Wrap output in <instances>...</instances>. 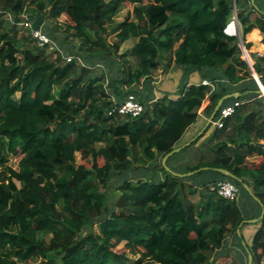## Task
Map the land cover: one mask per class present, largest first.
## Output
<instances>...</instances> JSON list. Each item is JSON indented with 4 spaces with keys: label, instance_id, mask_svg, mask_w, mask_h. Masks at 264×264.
Listing matches in <instances>:
<instances>
[{
    "label": "trees",
    "instance_id": "1",
    "mask_svg": "<svg viewBox=\"0 0 264 264\" xmlns=\"http://www.w3.org/2000/svg\"><path fill=\"white\" fill-rule=\"evenodd\" d=\"M123 6L130 11L114 23ZM234 13L248 51L246 34L258 29L264 35V14L250 0H235V8L233 0H0V264H215L213 254L228 235L241 244L236 229L244 220L236 201L213 190L218 181L235 184L246 196L242 185L252 186L263 215L248 250L251 264H263L264 97L237 37L225 33ZM63 16L62 39H54L59 50L67 38L78 42L68 53L38 48L28 31L19 35L22 18L40 28ZM43 32L51 38L52 32ZM131 39L133 67L119 53ZM66 54L73 57L69 63ZM249 57L264 86V57ZM108 64V76L97 72ZM161 68L183 70L175 98H153L150 81ZM192 72L209 85H187ZM231 93L240 96L222 106L241 105L214 128L212 157L177 170L196 171L184 178L166 172L161 159L179 147L198 110L203 106L209 117ZM128 94L143 113L108 116ZM211 126L170 156L167 167ZM77 155L89 167L78 164ZM135 171V179L118 183L110 205L109 185ZM122 243L137 258L116 253Z\"/></svg>",
    "mask_w": 264,
    "mask_h": 264
},
{
    "label": "crops",
    "instance_id": "2",
    "mask_svg": "<svg viewBox=\"0 0 264 264\" xmlns=\"http://www.w3.org/2000/svg\"><path fill=\"white\" fill-rule=\"evenodd\" d=\"M254 5L257 8L259 13L264 14V0H253ZM251 6V3H250ZM252 7V6H251ZM39 26H43L41 23ZM231 29V27H230ZM237 31L241 37V27L239 23H237ZM264 35L258 29H252L248 34L245 36V41L250 45L248 51H246L248 59L252 65V61L249 57V54H254L259 58L264 57V42H263ZM158 74H156L152 81H150V87L152 88L153 98L154 100L162 97L163 95H168L170 98H175L176 91L180 87L182 80H183V70L182 68H175L172 71H164L163 69H158ZM258 77V76H257ZM259 78V77H258ZM202 80L200 74L198 72L190 73L186 78L187 85H197L201 84ZM264 87V86H263ZM203 106L198 111V119L196 122L191 125L184 133L182 138L179 141L178 146H181L187 143L189 140L194 139L199 132L204 129L208 117L203 114ZM214 127L210 128L206 131L204 136L200 138L201 140L192 147L185 151L176 162H173L169 165V169L172 172L179 173L177 170L184 168L185 166H193L196 163H193V160H209L212 155L209 152L208 139H211ZM206 130V129H205ZM204 130V131H205ZM203 131V133H204ZM202 133V134H203ZM201 134V135H202ZM198 139V138H196ZM255 158H253L254 160ZM251 160V159H250ZM251 160V161H253ZM259 161V160H257ZM160 178L162 177L161 174L158 175ZM213 178L212 175L210 176H201L198 178V182H206ZM215 180H218L216 178ZM192 182L185 183L186 186L191 184ZM194 182L193 184H196ZM246 187L248 188L249 192L254 195V191L252 186L247 181ZM198 190H202L198 188ZM240 194L242 197H240ZM238 200L243 201L242 203L245 204V213H243L244 220H256L255 223H243L240 227V235L239 238H242L241 247L238 243L237 238L231 234L228 235L224 242L223 246L220 250L214 252L213 257L215 260V264H247L249 250L248 247L251 245L252 238L254 233L259 227V221L261 216L262 208L260 205L248 194L247 196L244 193H240ZM255 196V195H254ZM190 200L193 203H196L199 199L198 196L195 195L190 197ZM237 200V201H238ZM238 237V235H237Z\"/></svg>",
    "mask_w": 264,
    "mask_h": 264
},
{
    "label": "built area",
    "instance_id": "3",
    "mask_svg": "<svg viewBox=\"0 0 264 264\" xmlns=\"http://www.w3.org/2000/svg\"><path fill=\"white\" fill-rule=\"evenodd\" d=\"M4 18H6L10 23H13V18L9 13H4ZM237 19L236 14L230 23L225 28V33L228 36H237ZM17 26L22 31H28V35L35 43V45L40 49H46L49 52H57L62 53L61 50L54 44L52 39L48 37L41 28H33L32 24L27 21V19L22 18V20L17 24ZM231 27V30H230ZM62 55V54H61ZM63 59L66 63L72 61V56H63ZM202 85H209L207 81H202ZM240 102H234L225 106H221L217 112V117H214L211 125L214 128L221 129L224 125V121L230 117H232L237 109L240 107ZM200 110V109H199ZM198 110V111H199ZM144 111V106L136 99L133 94H128L124 97L123 101L120 104H114V106L108 111V116L113 114H117L121 117H131L137 118ZM213 190L217 193V196L227 200V201H236L238 198L239 190L238 187L229 182V181H218L216 182ZM264 264V262H263Z\"/></svg>",
    "mask_w": 264,
    "mask_h": 264
},
{
    "label": "rangeland",
    "instance_id": "4",
    "mask_svg": "<svg viewBox=\"0 0 264 264\" xmlns=\"http://www.w3.org/2000/svg\"><path fill=\"white\" fill-rule=\"evenodd\" d=\"M128 11H130V7L129 6H123L119 10V12L117 13V15H116V17L114 19V23L121 22L125 18V16H126V14H127ZM66 22H67V18L65 16H63V17H61L58 20V22L55 23V22H50L49 21L45 25L40 26V28L42 29V31L52 32L51 39H52V41L54 42V44L56 46H59L58 43H57V41L54 39V37H58V38L60 37L62 39V36L60 34H62V31L65 29ZM19 35L20 36H23V37H26L25 36L26 35L25 31H22V30L20 31V34ZM107 41H110L111 42V41H113V38L110 36L109 38H107ZM135 43H136V40L135 39H131V40L127 41L126 43H124L121 46L120 51H119V53H126V58L125 59L128 60L129 65H131L132 67L136 65V60H135V58L133 57V55L131 53V49H132V47L134 46ZM77 46H78V42L73 41L70 38H67L66 41L64 42L63 47L60 48V49H61L62 52L68 53L69 52V49L71 47L76 48ZM66 55H68V54H66ZM110 65L111 64H108L107 65V68L106 67H102L101 69L100 68H96V70H97V72H101L102 71L103 73L106 74V76H108V73H110V71H111V70H109V66ZM156 74H158V71L157 70L153 72V77ZM15 97L17 98V95ZM210 128H212V126L209 127V129ZM76 157H77V163L78 164H84L86 167H89V164H87L86 162H84L83 160L80 159V155H77ZM197 162H198V160H196V159L193 160V163H196L197 164ZM10 165L12 167H15L16 166L15 159L14 160L11 159ZM135 173H137V171L132 172V173L130 172L127 175L124 174V175H122V177H121L120 180L114 179L112 181V183L109 185V188L107 190V196L109 197L108 203L110 205H113L115 203V200H116V198L118 196L117 192H115V188L118 185V183L120 181H122V179H125V178L135 179L136 178ZM99 190L103 192L105 189L102 188V187H99ZM240 193L241 192H239V194ZM239 194H238V198H239ZM240 197H242L241 194H240ZM238 198H237V200H238ZM237 200H236V203H237L239 209L241 210L242 214L245 213L246 212L245 211L246 210L245 209L246 208L245 207V204L242 203L243 201H241V200L240 201L239 200L237 201ZM114 251L116 253H119V254H124L126 257H128L130 259V261H132L133 259L137 258L136 255H134V256L133 255H130L129 251L124 247V243H122L118 247H116ZM36 263H38V262H36Z\"/></svg>",
    "mask_w": 264,
    "mask_h": 264
},
{
    "label": "water",
    "instance_id": "5",
    "mask_svg": "<svg viewBox=\"0 0 264 264\" xmlns=\"http://www.w3.org/2000/svg\"><path fill=\"white\" fill-rule=\"evenodd\" d=\"M250 3H251V6L253 7V9L257 11V8H256V6L254 5L253 0H250ZM233 7L235 8V0H233ZM236 37H237V39H238L239 47H240L241 52H242V59H243L244 61H246L247 65H248V68H249V71L251 72V75H252L253 79L255 80V82H256V84H257V86H258V91H257V93H258L259 95H261V96L264 97V87H263L262 83L260 82L259 78L257 77V75L255 74V72H254V70H253V68H252V65H251V63H250V61H249V59H248L247 53H246V51H245V48H244L243 45H242V41H241V38H240L239 33L237 34ZM239 96H240L239 93H231V94H227V95L222 96V97L217 101L216 105L214 106V108H213V110H212L210 116H209L208 119H207L206 125H205L204 129L201 131V133H199L194 139H191V140H189L187 143H185V144H183V145H181V146H179V147H177V148H174V149L171 150L169 153H167L166 155H164L163 158L161 159V166H162V168H163L166 172H168L169 174H171L172 176H174V177H178V178H184V177L190 176V175H192L193 173H195L196 171H194V172H190V173H186V174H179V173L172 172V171L167 167V165H166V161H167V159H168L170 156H172L173 154H176V153L180 152L182 149H184V148L190 146L191 143H193V142L196 140V138H199V137L201 136V134L203 133V131H204L208 126L211 125V122L213 121V119H214V117L216 116V114H217L219 108L222 106V104H223V102H224L225 100H228V99H230V98H238ZM206 169H207V168H201V169H199L198 171H200V170H206ZM215 171L218 172V173H220L221 175H225V176H227V177H229V178H231V179H234V180H237L238 182H240V180L236 179V177H234L232 174H230L229 172H227V171H225V170H222V169H216ZM242 186H243V188L248 192V194H249V195H250L255 201H257V203H258V204L260 205V207L262 208L261 204L258 202V200L256 199V197H255L252 193L249 192V190H248V188L246 187V185L243 184ZM262 215H263V209H262V211H261V216H260V218L262 217ZM255 222H256V220L242 221L241 224H240V225L237 227V229H236V234H237L238 236L240 235V227H241V225H242L243 223H255ZM247 264H251V255H250V254H248Z\"/></svg>",
    "mask_w": 264,
    "mask_h": 264
}]
</instances>
